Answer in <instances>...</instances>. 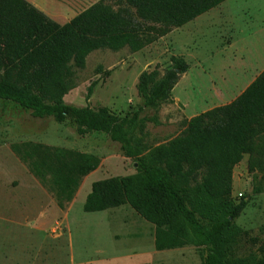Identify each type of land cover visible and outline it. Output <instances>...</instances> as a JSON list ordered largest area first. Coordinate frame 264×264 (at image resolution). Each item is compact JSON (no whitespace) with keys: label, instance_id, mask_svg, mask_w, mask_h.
I'll list each match as a JSON object with an SVG mask.
<instances>
[{"label":"rangeland","instance_id":"1","mask_svg":"<svg viewBox=\"0 0 264 264\" xmlns=\"http://www.w3.org/2000/svg\"><path fill=\"white\" fill-rule=\"evenodd\" d=\"M53 1L35 4L62 23L97 0ZM106 3L114 10L119 7L117 0ZM172 57L184 61L185 72L177 74L166 102L144 108L136 92L139 75L172 70ZM263 69L264 0H227L138 52L123 48L90 53L84 68L74 69V88L63 102L93 110L105 107L119 118L138 113L143 129L133 140L145 155L176 137L182 121L230 103ZM91 84L92 94L86 98ZM27 144L91 154L99 164L81 178L73 199L60 208L11 149L17 145L24 152ZM42 152L31 149L30 161ZM133 174V161L107 136L92 133L81 138L69 122L35 119L0 100V264H201L200 247L153 251V225L127 205L83 211L93 182ZM231 180L227 200L245 207L233 221L228 255L252 264L263 262L259 246L264 242V138L233 167ZM120 250L123 256L115 254Z\"/></svg>","mask_w":264,"mask_h":264},{"label":"trees","instance_id":"2","mask_svg":"<svg viewBox=\"0 0 264 264\" xmlns=\"http://www.w3.org/2000/svg\"><path fill=\"white\" fill-rule=\"evenodd\" d=\"M107 1L98 0L59 24L26 0H0V100L35 119L69 122L81 138L103 134L136 164L133 175L93 182L84 212L127 205L153 225L157 251L194 246L204 250L201 264H252L228 255L233 221L245 203L233 204L227 197L233 167L264 138V69L230 103L182 121L176 137L145 155L133 140L143 129L138 113L119 118L105 107L63 102L74 88V69H83L90 53L138 52L227 0H117L116 10ZM171 61L172 70L162 75L156 69L139 75L136 92L144 108L166 102L178 80L175 70L185 72L182 59ZM92 90L93 84L86 98ZM25 146L24 152L17 145L11 149L60 208L99 164L91 154ZM31 149L43 155L30 161Z\"/></svg>","mask_w":264,"mask_h":264},{"label":"crops","instance_id":"3","mask_svg":"<svg viewBox=\"0 0 264 264\" xmlns=\"http://www.w3.org/2000/svg\"><path fill=\"white\" fill-rule=\"evenodd\" d=\"M26 1L30 3L31 0H30V1L26 0ZM54 1H55V0H54ZM54 1H53V2H54ZM92 1H93V0H92ZM97 1H98V0H97ZM97 1H96V2H97ZM53 2H52V3H53ZM55 2H57V1H55ZM96 2L94 1V3H96ZM32 3H33V4L30 3L32 6H34V7H35L36 9H38L40 12H42L43 14H45L47 17L49 16L47 13H45V11H43V10L41 9V7H39V5H36V4H35V0H34V1L32 0ZM94 3H92V4H94ZM53 4H54V3H53ZM92 4H90L89 6H91ZM89 6H88V7H89ZM88 7H87V8H88ZM85 9H86V8H85ZM85 9H84V10H85ZM82 11H83V10H82ZM80 12H81V11H80ZM80 12H79V13H80ZM77 14H78V13H77ZM74 15H76V14H73V15L70 16V17L73 18ZM198 17H199V16H198ZM198 17H197V18H198ZM48 18H50V17H48ZM50 19H51V18H50ZM51 20H52V19H51ZM195 20H196V18H195ZM53 21H54V20H53ZM55 22H56V21H55ZM65 22H67V21H65ZM65 22H62V23H59V24H63V23H65ZM57 23H58V22H57ZM189 37H190V36H189ZM253 80H254V79H253ZM152 250L155 251L154 247L152 248ZM122 253H124V252L121 251V250H120L119 252H115V254L118 255V256H123V255H120V254H122Z\"/></svg>","mask_w":264,"mask_h":264},{"label":"water","instance_id":"4","mask_svg":"<svg viewBox=\"0 0 264 264\" xmlns=\"http://www.w3.org/2000/svg\"><path fill=\"white\" fill-rule=\"evenodd\" d=\"M175 73L178 74L179 73V70H175ZM134 167H136V164H134Z\"/></svg>","mask_w":264,"mask_h":264}]
</instances>
